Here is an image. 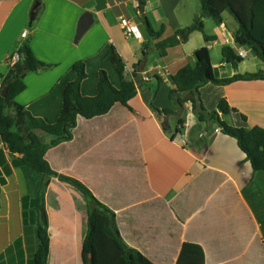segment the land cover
<instances>
[{"label":"crops","instance_id":"1","mask_svg":"<svg viewBox=\"0 0 264 264\" xmlns=\"http://www.w3.org/2000/svg\"><path fill=\"white\" fill-rule=\"evenodd\" d=\"M87 12L94 22L77 41L78 24ZM200 14L199 0H0V91L6 88L10 57L26 43L46 66L25 76L27 88L16 97L18 105L29 106L51 93L77 61L108 46L136 79L132 117L109 126L105 135L98 122L88 120L71 131L69 142L54 145L57 137L37 132L50 146L48 160L58 172L45 193L48 264H85L88 205L80 191L61 180L63 175L87 185L112 211L125 243L147 252L156 264L177 261L185 244L201 248L204 264H264V172H254L237 141L215 122H201L198 110L185 105L184 124L177 131L181 117L172 115L165 122L167 116L152 107L179 111L170 98L171 78L182 66L195 65V53L202 48L208 49L217 79L256 73L245 71V62L236 71L224 61L225 47L237 56L243 52V60L249 55L259 60L253 48L235 43L239 25L229 12L223 13L221 25L205 20V32L216 40L208 42L194 32L161 57L157 44L192 26ZM123 20L138 27L142 41L125 33ZM149 26L163 29L162 36L149 37ZM25 30L29 34L23 38ZM214 54L220 62L213 61ZM199 92L206 112L223 98L237 110L220 114L230 126L264 128V81L206 84ZM0 174L6 180L0 190V264H21V258L30 264L25 243L21 249L15 244L24 240L27 226H35V201L21 157L3 144Z\"/></svg>","mask_w":264,"mask_h":264},{"label":"trees","instance_id":"2","mask_svg":"<svg viewBox=\"0 0 264 264\" xmlns=\"http://www.w3.org/2000/svg\"><path fill=\"white\" fill-rule=\"evenodd\" d=\"M201 14L192 26L182 28L157 44L161 57L168 50L188 41L194 32L204 35L206 41H214L205 32L207 18L221 25L224 23L223 13L229 12L239 27L234 34L238 46L253 48L257 59L264 63V0H200ZM148 23V21H147ZM151 38H160L163 29L154 31L147 29ZM20 60L12 65L7 75L5 87L8 91L1 96L0 91V143L6 146L11 155L21 157V170L30 183V190L35 201V226L25 228L24 240L16 241L21 249L25 243L30 264H48L50 255V238L48 217L46 214L45 193L49 187V179L58 176L56 168L48 160L50 146L44 144L38 131L57 137L54 145L73 140L72 130L79 122H98L107 133L111 127L119 126L132 117L133 109L130 101L137 96L135 75H129L123 58L113 46L104 48L98 55L77 61L64 75L51 93L40 97L29 106H21L16 97L26 91L25 76L30 72L44 69L46 66L39 61L29 44L18 50ZM224 61L230 63L238 71L243 58L235 55L231 47L222 51ZM195 65L186 64L172 78V100L180 93L178 102L188 105L192 111L198 110L201 122H215L221 133L237 141L238 147L246 155L254 172H264V128H237L222 120L220 114L227 115L237 110L230 108L226 99H221L217 110L209 113L201 105L200 88L214 84L224 86L240 81H264V70L259 72L237 73L232 78L217 79L207 48L197 50ZM4 87V88H5ZM200 105V109L198 108ZM160 117L167 116L171 109L159 110L152 106ZM246 119L245 116H243ZM181 117L178 129L183 126ZM103 136V135H102ZM76 141V140H75ZM73 141V142H75ZM64 183L75 187L86 199L88 205L89 233L83 243L85 264H156L148 253L133 249L125 243L118 230L112 211L94 197L87 185L69 177L60 176ZM1 186L6 184L0 174ZM2 204L0 202V210ZM20 255H25L24 250ZM92 257L91 259L89 257ZM25 257V256H24ZM169 264H204V255L200 247L185 244L180 257ZM21 258V264H22Z\"/></svg>","mask_w":264,"mask_h":264},{"label":"water","instance_id":"3","mask_svg":"<svg viewBox=\"0 0 264 264\" xmlns=\"http://www.w3.org/2000/svg\"><path fill=\"white\" fill-rule=\"evenodd\" d=\"M93 22H94L93 15L91 13H89V12L85 13V15L83 16V18L80 21V24H78V31H77V36H76V40L77 41L80 40V38L83 36V34L89 28V26L91 24H93ZM7 91H8V87H6L3 92H1V96H5ZM180 96H181L180 93H176L175 97H174L175 98V103L177 104V106L179 108V111L177 113H173V114L167 115L165 122L170 120V117L172 115H175L177 117H182L184 115L185 108L177 100V98L180 97ZM200 107L201 106L198 105L199 109H200Z\"/></svg>","mask_w":264,"mask_h":264},{"label":"built area","instance_id":"4","mask_svg":"<svg viewBox=\"0 0 264 264\" xmlns=\"http://www.w3.org/2000/svg\"><path fill=\"white\" fill-rule=\"evenodd\" d=\"M122 27H123V29L125 30V33L126 34H132V35H135V36H137V39L138 40H141L142 41V36H141V33L139 32V30H138V27L137 26H135V25H133V24H131V23H129V22H127V21H125V20H123L122 21ZM28 30H25L23 33H22V37L23 38H26L27 36H28ZM238 56L239 57H241V58H243L244 57V53L243 52H239L238 53ZM20 60V56H19V53L18 52H16V53H14L11 57H10V61H11V63H12V65H14L17 61H19ZM1 145V144H0Z\"/></svg>","mask_w":264,"mask_h":264},{"label":"rangeland","instance_id":"5","mask_svg":"<svg viewBox=\"0 0 264 264\" xmlns=\"http://www.w3.org/2000/svg\"><path fill=\"white\" fill-rule=\"evenodd\" d=\"M200 8H201V6H200ZM211 23H212L211 25H213V26L216 25L214 22H211ZM250 57H251V55H249L248 58L247 57L244 58V62H245V66H244L245 68L244 69H246L245 71H247V70H254L256 72H259L260 70H264V63L262 61H260V60H253ZM218 58H220V57L217 54H214L213 55V61L214 62H220V61H218ZM258 66H260L261 69H259ZM214 94H215V91H213V96H214ZM212 108H213V106H212ZM216 110H217V107L214 108L211 111V113L214 112V111H216ZM38 132L40 133V135H42L41 134V131H38ZM2 201H3V194H0V202L2 203ZM26 202H28V200H26Z\"/></svg>","mask_w":264,"mask_h":264}]
</instances>
